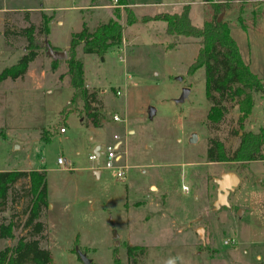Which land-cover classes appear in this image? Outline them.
<instances>
[{"label":"rangeland","instance_id":"374dc122","mask_svg":"<svg viewBox=\"0 0 264 264\" xmlns=\"http://www.w3.org/2000/svg\"><path fill=\"white\" fill-rule=\"evenodd\" d=\"M263 2L233 0L222 14L259 76H264ZM129 3L138 18L131 25L119 0H0L1 7L32 10L29 21L25 10L1 13L0 72L26 51L24 38L11 34L10 41L3 32H17L31 22L39 25L42 10L55 15L50 40L57 50L70 44L84 22L94 29L119 13L125 27L123 44L110 47L103 56L79 52L86 83L102 101L100 127L88 124L81 108L63 115L74 91L66 61L53 69L43 37L40 54L24 78L0 82V171L48 172L47 247L56 264H85L78 251L94 264H115L116 259L130 264L128 244L145 248L136 264H168L172 257H179L176 264H264V160L251 162L239 172L241 182L230 194L229 206L220 208L214 206L215 178L235 172L240 163L207 160L210 137L223 140L231 156L240 143V131L257 132L264 125V93H255V108L244 127L234 101L226 102L223 121L208 127L211 102L205 68L190 70L199 51L198 40L169 35L164 20L143 18L179 13L190 5L193 22L201 26L214 18L211 2ZM184 87L190 88L189 95L178 102ZM44 128L54 132L49 141L42 139ZM193 133L198 135L196 142H191ZM117 142L128 167L122 179L115 170L102 168L103 156L100 164L90 159L96 146L105 150ZM60 157L65 164H58ZM95 170L102 171L100 178ZM27 184L28 179H23L17 188L23 192ZM27 200L21 198L14 210L9 200L0 213L7 219L15 214L18 235L26 234ZM200 227L204 238L197 231ZM14 243L15 239L7 240L1 246Z\"/></svg>","mask_w":264,"mask_h":264},{"label":"trees","instance_id":"16d2710c","mask_svg":"<svg viewBox=\"0 0 264 264\" xmlns=\"http://www.w3.org/2000/svg\"><path fill=\"white\" fill-rule=\"evenodd\" d=\"M209 1L214 18L204 21L201 26L193 22L190 16V5L184 6L179 13L165 12L154 17L145 16L143 21L164 20L167 34L184 35L198 40L199 51L190 70L195 72L199 68H205L206 95L211 102L207 115V126H218L228 112L226 102L234 101L241 112L240 125L244 127V123L250 118L255 108V93H264V79L254 73L244 61L239 45L232 36L229 23L225 20L219 21L224 11L230 9V3L233 0ZM119 5L125 8L129 25L137 22L138 18L132 10L129 0H119ZM29 12H26L28 21L30 20ZM120 18V14L116 13V18L100 23L94 29L84 22L82 29L72 34L68 50L69 58L65 61L67 75L70 77V84L74 92L71 100L62 110L64 116L73 111L79 112L81 108L88 117V124H93L95 127L102 125L100 111L103 107L102 101L86 83L85 65L79 57V52L81 50L84 53H98L103 56L110 47L121 46L124 41L125 27ZM54 19V14H48L42 10L39 25L31 22L30 25L17 32L5 30L4 35L10 41L9 35L11 34L24 38L26 51L14 65L6 67L0 72V82L7 79L23 78L30 64L40 54L41 41L47 40L57 50L49 39ZM40 37H43L41 41ZM45 49H47L46 45ZM61 63L62 60H52L53 69L56 70ZM95 103L101 106L97 107ZM238 134L240 143L231 156L223 140L218 137H210L207 160L215 163H240L239 168L234 169L237 174H240L239 172L245 169L247 164L264 160V125L257 132L243 129ZM53 135L54 132L51 129L44 128L42 130V139L45 141L51 140ZM23 179H28V184L25 186L26 188L22 187L21 189L24 191L20 192L17 183ZM24 197L28 198L23 209V214L27 215L23 224L25 235L17 234L18 224L14 220V213L11 214L10 219L0 216V264H56L52 252L46 247L49 243L48 172L34 169L0 171V213L5 211L4 207L7 206L9 200L12 202L11 210H14L15 203ZM14 239L16 243L1 246L3 241ZM144 252L145 248L128 244L127 255L131 260L130 264H136L137 255ZM115 264H119L117 259Z\"/></svg>","mask_w":264,"mask_h":264},{"label":"water","instance_id":"95a60500","mask_svg":"<svg viewBox=\"0 0 264 264\" xmlns=\"http://www.w3.org/2000/svg\"><path fill=\"white\" fill-rule=\"evenodd\" d=\"M223 15L220 16L219 21H222ZM46 46H47V55L52 60H66L69 58L68 51L67 50H56L54 49L51 44L46 40ZM190 88L184 87L183 94L179 98L178 102H183L185 98L189 95ZM155 108H151L150 114L151 116H154L155 114ZM198 140V135L196 133H193L191 136V142H196ZM100 147L98 146L96 150L94 151L98 156H100ZM215 181L218 184V195L217 200L214 202L215 208H220L221 206H229V196L231 192H233L236 187L240 184L241 178L240 176L233 171H228L223 173L219 178H215ZM243 212L242 209L239 210V214L241 215ZM198 232H201L202 237L204 238V228L200 227L197 230ZM117 237V235H115ZM80 257L83 259L85 264H91L92 259H90L87 254L78 251Z\"/></svg>","mask_w":264,"mask_h":264},{"label":"built area","instance_id":"2783aa9c","mask_svg":"<svg viewBox=\"0 0 264 264\" xmlns=\"http://www.w3.org/2000/svg\"><path fill=\"white\" fill-rule=\"evenodd\" d=\"M118 95H121V91L119 90L117 92ZM114 119L117 121L121 120V117L118 114H115ZM60 132L64 133L66 132L65 127L60 128ZM115 139H118V136L115 135ZM100 151V156H98L96 153L90 155V159L97 161L98 164H100L102 156L104 157V166L102 168L107 170H115L117 172V177L119 179H122L126 176V169L128 168L127 165L123 163V155L119 151V147H116L115 145H109L107 149ZM58 164L63 165L65 164L64 160L60 157L58 159ZM96 169H100L101 167L98 166ZM188 188V187H187ZM185 186L184 189L188 190Z\"/></svg>","mask_w":264,"mask_h":264},{"label":"crops","instance_id":"0c3cea01","mask_svg":"<svg viewBox=\"0 0 264 264\" xmlns=\"http://www.w3.org/2000/svg\"><path fill=\"white\" fill-rule=\"evenodd\" d=\"M264 3V2H263ZM260 7V6H259ZM258 7V9H260ZM263 7H264V5H263ZM262 7V8H263ZM20 10H25V11H32V10H26V9H20V8H8V7H1L0 6V15H1V13L3 14V13H5V12H9V11H20ZM261 10V9H260ZM45 11V10H44ZM261 14H262V16H261V19H262V17H263V12L261 11ZM263 20V19H262ZM51 28H52V25H51ZM245 30H248V29H245ZM4 33V32H3ZM49 39H50V36H49ZM236 40V39H235ZM51 41V40H50ZM237 41V40H236ZM52 43V42H51ZM237 43H238V45H239V49H240V52H241V55H242V57H243V59H244V61L250 66V68H251V70L255 73V71H254V69H253V66H252V60H251V57H250V55L249 56H246V54L243 52V50H242V48H241V46H240V44H239V42L237 41ZM53 45V44H52ZM54 46V45H53ZM55 47V46H54ZM69 47H70V44L69 45H67L66 47H64L63 49H61V50H69ZM248 53H249V49H248ZM36 60H37V58L32 62V63H35L36 62ZM31 63V64H32ZM31 64H30V66H31ZM29 66V67H30ZM257 74V73H256ZM258 75V74H257ZM259 76V75H258ZM260 78H262V79H264V76H259ZM24 78V77H23ZM8 80V79H7ZM6 81V80H5ZM82 120H83V118H82ZM65 133V132H64ZM99 147H100V150L101 151H103L102 150V148H101V145H98ZM98 146H96L95 147V149H94V151L96 150V148L98 147ZM115 146L116 147H119L120 146V142H117L116 144H115ZM92 155V154H91ZM66 169H68L67 167H65ZM16 170V169H15ZM23 170V169H22ZM26 170H32V169H26ZM34 170H39V169H34ZM95 173H96V175H97V177L98 178H100L101 176H102V171H99V170H95ZM48 245V244H47ZM47 245H46V247H47ZM48 248V247H47ZM49 249V248H48Z\"/></svg>","mask_w":264,"mask_h":264},{"label":"clouds","instance_id":"9594fccd","mask_svg":"<svg viewBox=\"0 0 264 264\" xmlns=\"http://www.w3.org/2000/svg\"><path fill=\"white\" fill-rule=\"evenodd\" d=\"M177 259H179V257H172L169 259L168 264H176Z\"/></svg>","mask_w":264,"mask_h":264},{"label":"flooded vegetation","instance_id":"af4514ba","mask_svg":"<svg viewBox=\"0 0 264 264\" xmlns=\"http://www.w3.org/2000/svg\"><path fill=\"white\" fill-rule=\"evenodd\" d=\"M191 139V138H190ZM234 192V191H233ZM232 193V192H231Z\"/></svg>","mask_w":264,"mask_h":264}]
</instances>
